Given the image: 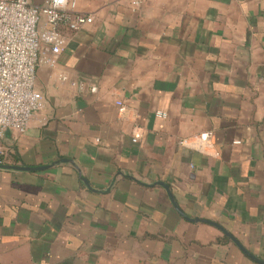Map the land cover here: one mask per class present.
<instances>
[{"label": "crops", "instance_id": "1", "mask_svg": "<svg viewBox=\"0 0 264 264\" xmlns=\"http://www.w3.org/2000/svg\"><path fill=\"white\" fill-rule=\"evenodd\" d=\"M76 10L93 21L37 67L43 108L1 140L36 169L0 168V264H264L189 220L264 261V0ZM205 131L213 149L178 145Z\"/></svg>", "mask_w": 264, "mask_h": 264}, {"label": "built area", "instance_id": "2", "mask_svg": "<svg viewBox=\"0 0 264 264\" xmlns=\"http://www.w3.org/2000/svg\"><path fill=\"white\" fill-rule=\"evenodd\" d=\"M92 21V15L76 10V0H43L41 4L0 0V164L5 131L23 133L43 108V96L34 87L37 67L42 63L53 66L70 35ZM118 105L122 117L128 116L127 107ZM141 135V127L134 125L132 142L137 143ZM178 145L205 152L213 149L212 133L182 138Z\"/></svg>", "mask_w": 264, "mask_h": 264}, {"label": "water", "instance_id": "3", "mask_svg": "<svg viewBox=\"0 0 264 264\" xmlns=\"http://www.w3.org/2000/svg\"><path fill=\"white\" fill-rule=\"evenodd\" d=\"M0 168H7V169H16V170H33V169H36V168H31V167H20V166H10V165H2L0 164ZM163 186H165L164 184H162ZM190 221H194V222H202V223H205V224H208V225H211L215 228H217L218 230H220L222 233H224L225 235H227L245 254H247L249 257H251L252 259L258 261V262H261V263H264V261L260 260V259H257L255 257H253L252 255H250L246 250H244L240 245L239 243L234 239V237L231 236L230 233H228L223 227H221L220 225H218L217 223L213 222V221H210V220H207V219H199V218H196V219H189Z\"/></svg>", "mask_w": 264, "mask_h": 264}]
</instances>
